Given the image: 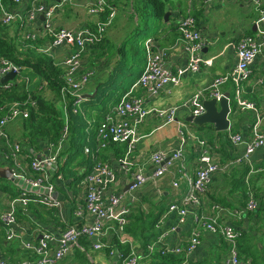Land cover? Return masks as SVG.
<instances>
[{
	"label": "crops",
	"instance_id": "1",
	"mask_svg": "<svg viewBox=\"0 0 264 264\" xmlns=\"http://www.w3.org/2000/svg\"><path fill=\"white\" fill-rule=\"evenodd\" d=\"M35 0H23L16 5L13 0H3L4 5L20 15H26ZM51 5L55 0H38ZM97 0H71L56 11L54 23L57 27L80 29L96 28L98 22L106 20L109 11L91 13L89 7ZM164 14L157 17L152 14L150 0H115L116 14L107 29L103 41L86 48L83 55L85 68L94 70V76L85 87L80 112L73 113L74 120L70 125L64 150L55 170L56 196L62 202L59 208H47L40 203L32 202L27 209L15 199L21 188L9 177L11 164L4 157L0 145V188L4 195L0 197V211L15 201L19 230L25 239H40L46 233L59 236L61 231L71 224H81L92 221L85 206V189L81 185L82 178L90 171L93 157L86 152V147L93 151L98 148L97 128L103 117L116 105L122 95L136 87L139 75L146 64L145 55L134 52L135 40L144 45L152 40L155 48L167 50L166 62L175 72L188 64V54L183 47L182 34L178 29L179 22L188 14L196 18L197 24L206 39L204 54L213 58V64L204 66L197 73L182 76L181 82L171 85L156 97H146L145 103L152 112L139 126V140L130 149L133 167L143 168L147 174L154 171L151 154L156 150L167 153L181 151L180 158L168 159L166 171L162 177L150 181L140 188L130 189L131 177L121 170L119 159L130 148L128 143L110 144L98 152L101 159L107 161L116 174V180L109 183L108 193L122 195L124 204L131 209V216L124 234L120 233L116 221H111L105 228V234L100 237L107 247L94 250L91 243L83 238L80 247H74L70 254L57 264H122L119 253L124 257L132 253L138 254V264H171L176 259H184L187 264H224L228 256L226 241L218 234L203 230L201 244L188 255L171 258L162 256L158 251L148 254L147 245L159 235H163L164 244L176 246L185 244L196 226L197 214L218 215L219 221L233 225L239 232L238 247L240 256L251 264H264V173L251 172L254 167L264 165V146L257 149L251 158L252 163L235 166L231 171L217 172L211 177L207 190L201 196V205L190 208L184 221H180L177 212H169V205L179 203L190 193L191 182L196 176L199 155L203 146L201 139L207 141L212 159L220 165H226L236 156L245 152V145H235L229 139V131L240 133L244 139L253 138L252 125L254 114L249 110H241L234 101L236 87L228 81L221 87L223 93H230L231 125L228 130L219 131L211 123L197 124L189 117L192 112L188 107H180L177 120L165 124V118H160L156 110L171 105L183 104L198 92H206L213 79L229 73L236 63V45L239 39L246 35L256 34L259 28H264V22H258L259 10L246 0H163ZM264 3V0H261ZM165 13H169L165 18ZM43 15L35 20L32 30L41 28ZM18 19L8 26V36L14 40L18 50L25 57L33 54H46L60 68V77L64 73L63 61L69 53L70 45L50 48V36H40L38 40H26L22 37ZM152 28L155 30L151 32ZM27 56V57H26ZM145 56V57H144ZM134 65L131 67V65ZM252 78L264 76V48L252 64ZM137 71L131 78L129 75ZM32 68L24 67V71L13 83L26 85L30 92L44 93L55 100L56 108L65 119V102L63 97L53 94L47 80L35 78ZM34 78V79H32ZM35 82V87L29 88ZM2 85L0 81V86ZM247 93L244 97L255 101L257 108L264 115V85L255 93L251 92L248 82L244 83ZM3 89L0 88V92ZM101 90L109 91L108 98L97 102L95 97ZM48 91V93H47ZM29 92V93H30ZM56 92V91H55ZM136 94H143L141 88ZM96 96L86 97V95ZM50 97V98H49ZM23 119L9 123L7 131L11 139L23 145V152H45L48 142L37 137L31 143L24 136ZM65 121V120H64ZM183 129V134L180 129ZM264 131V120H263ZM254 194L259 202V209L244 213L242 217L232 214L246 206L249 196ZM219 207L215 209V206ZM83 213L76 215L77 210ZM125 240V241H123ZM0 253L12 260H24L30 257L19 240L8 241L4 225L0 222Z\"/></svg>",
	"mask_w": 264,
	"mask_h": 264
},
{
	"label": "built area",
	"instance_id": "2",
	"mask_svg": "<svg viewBox=\"0 0 264 264\" xmlns=\"http://www.w3.org/2000/svg\"><path fill=\"white\" fill-rule=\"evenodd\" d=\"M22 1L13 0L16 5ZM114 1L97 0L89 7L91 13L109 11L106 20L98 22L96 28L68 29L57 27L54 23V16L57 10L70 3L71 0H55L51 5L35 0L24 16L15 10L8 9L3 0H0V22L10 26L19 19L21 21L20 27L23 30V39L36 41L40 36H50V48L61 45L71 46L63 61L64 73L61 76L63 85L60 94L64 101H67L69 96L73 98L74 102L71 108L74 113L80 112L81 104L85 99L83 91L95 73L93 69L84 67L83 55L88 46L97 45L103 40L116 14ZM246 1L259 10L258 22H264V3L261 0ZM39 15L44 16L41 28L32 30L30 27ZM178 29L182 34L183 47L188 54L187 66L174 72L166 62L167 50L155 48L152 40L146 41V64L135 89L131 88L124 93L120 101L100 121L96 135L97 150L93 151L88 147L85 149L93 157V165L82 178L81 185L85 189V209L87 214L93 217V220L81 224H71L63 229L58 237L46 233L40 239H25L23 232L19 230L15 201L21 203L25 209L32 202L40 203L47 208L61 207L62 202L56 196L54 174L69 133L68 103L65 102L64 120L66 125L61 137L56 141L49 142L45 152H29L27 155L23 152L24 148L21 142L11 139L7 126L13 121L29 117L31 108L37 107L36 99L29 93L26 100L14 101L8 104L5 109L2 108L5 112L0 118V145L3 148L4 157L11 164L10 177L21 179L26 187L17 184L21 188L19 196L7 208L1 209L0 222L4 225L6 239L8 241L19 240L21 247L30 253V257L24 260H12L0 253V264H57L67 257L74 247H80V241L83 238L91 243L94 250H102L107 245L101 242L100 237L105 234V228L111 221H116V230L124 234L132 211L124 204L122 195L107 192L109 183L116 180V174L110 164L101 159L98 152L101 148L113 143L129 144L130 148L119 159V162L124 174L131 177L130 189L140 188L150 181L159 179L164 175L167 164L169 165L167 160L182 156L181 151L174 153H167L163 150L153 151L151 162L154 164V171L147 174L143 168L133 167L134 164L129 154L132 146L139 140V126L152 112L145 103L146 97H156L169 86L179 84L183 75L197 73L204 66L213 64V58H208L204 54L206 39L197 24L196 18L188 14L179 22ZM263 48L264 28H259L256 34L241 37L236 45V63L229 73L215 77L206 92L194 94L183 104L171 105L155 111L157 116L165 118V124L177 120V113L182 106L190 108L194 116L202 115L206 111L204 101L210 99L220 101L224 96L221 87L228 81H232L236 87L234 101L238 108L252 111L254 114L253 138L251 140L244 139L240 133L229 131L231 142L235 145H245V152L236 156L226 165H220L212 159L205 139L199 141L203 149L199 155L196 176L191 182L190 193L181 202L172 203L168 208L169 212L178 213L181 222L184 221L190 208H197L201 205V196L207 190L214 173L231 171L233 167L244 163L251 164L253 153L264 146V115L259 112L255 101L244 97L247 93L245 82L251 86L252 93L264 85V76L253 79L251 69ZM12 70L17 72V76H20L23 67L8 58H0V81L4 75ZM14 80L2 83L3 86L0 88L10 87ZM139 88L142 89L143 94L137 95L135 91ZM180 133H184L182 128ZM251 172L264 173V165L254 167L251 164ZM33 188H37V190H33ZM2 195L4 193L0 188V197ZM218 207L216 205L215 209ZM259 207L258 200L254 194H251L246 206L241 210L233 211L232 214L236 217H242L244 213L256 211ZM82 213L83 211L80 209L76 211V215ZM194 221L196 226L185 244L167 246L164 244L163 235H159L154 241L148 243V254L158 251L163 256L188 255L201 244L202 231L207 230L220 235L226 241L228 256L224 260V264H251L249 260L240 256L238 247L240 232L233 225L220 222L219 216L215 214H197ZM118 256L122 260V264H138L140 260V256L135 253L126 257L119 253ZM171 264H187V262L180 259Z\"/></svg>",
	"mask_w": 264,
	"mask_h": 264
},
{
	"label": "trees",
	"instance_id": "3",
	"mask_svg": "<svg viewBox=\"0 0 264 264\" xmlns=\"http://www.w3.org/2000/svg\"><path fill=\"white\" fill-rule=\"evenodd\" d=\"M150 2L152 5V14L157 17H162L165 7L164 1L150 0ZM20 31H22L21 33L23 36L22 28ZM133 45L134 52L141 54L143 57L146 48L144 49L142 47L143 45L139 43V40H135V44ZM20 55L21 53L18 50L16 43L8 36V26L0 22V58L4 57L13 60L16 64L23 67V71L24 67L32 68L36 75L40 77V80H47L56 93H59L58 95H60L61 87L63 85L62 78L60 77L61 70L54 64L52 58H50L49 55L40 54L32 59H22ZM133 66L134 65L132 64L131 67ZM32 93L37 101V107L31 108L29 117L23 118L22 127L25 130V138L31 143H33L37 137L45 138L48 142L58 140L66 125L62 113L56 108L54 100L48 99L45 95L42 96V93H39V91H33ZM28 95L29 91L26 89V85L23 84L12 83L10 87L3 88L2 92H0V118L5 112L2 108L5 109L8 104L14 101H24L27 99ZM73 102V98L69 96L67 98V103L69 122L71 115V124L74 120V116L72 115L74 112L71 108ZM68 126L71 132L74 133L72 127L70 125ZM164 257L171 258L175 256Z\"/></svg>",
	"mask_w": 264,
	"mask_h": 264
},
{
	"label": "water",
	"instance_id": "4",
	"mask_svg": "<svg viewBox=\"0 0 264 264\" xmlns=\"http://www.w3.org/2000/svg\"><path fill=\"white\" fill-rule=\"evenodd\" d=\"M168 15L169 13H165V18H167ZM42 18L44 19V16H42ZM16 76H17V72L12 70L1 78V83H7L8 81H12L15 79ZM87 96L88 97L91 96L94 98L96 96V93H94L93 95H86V97ZM230 96H231L230 93H224V96L220 101H218L217 99L205 100L204 101V105L206 109L205 113L199 116L192 115L189 117V120L197 124L211 123L219 131L228 130L231 125V120L229 116L232 111L230 105L231 103ZM10 176L11 173L8 172L7 177L11 178L14 183L21 185L22 187H26V184H24L21 181V179ZM33 190H37V188H33Z\"/></svg>",
	"mask_w": 264,
	"mask_h": 264
},
{
	"label": "rangeland",
	"instance_id": "5",
	"mask_svg": "<svg viewBox=\"0 0 264 264\" xmlns=\"http://www.w3.org/2000/svg\"><path fill=\"white\" fill-rule=\"evenodd\" d=\"M69 29V28H68ZM155 29L154 28H152V30H151V32H153ZM103 41V40H102ZM101 41V42H102ZM100 42V43H101ZM21 57H25V55H22V53H21V55H20ZM33 57H35V56H37V54H33L32 55ZM27 57V56H26ZM32 57V58H33ZM137 71H134V72H132L130 75H129V78H131L135 73H136ZM32 74V76L35 78L37 75H36V73H31ZM140 76V75H139ZM34 78H32V79H34ZM39 79H40V77H38ZM35 82L34 83H32L31 84V86H30V83L28 84V86H29V88L31 87V89H33L34 87H35ZM48 89L49 90H51V91H53V94L54 93H56L55 92V90L52 88V87H48ZM34 91V90H33ZM30 92V91H29ZM109 91L107 90V91H104V90H101L100 92H99V94H98V96L97 97H95V100L99 103V102H103L105 99H107L108 98V93ZM47 93H48V91H47ZM30 94L33 96V93L32 92H30ZM57 94V93H56ZM59 94V93H58ZM57 94V95H58ZM42 96L44 95V93H42L41 94ZM50 98V97H49ZM55 101V100H54ZM60 110V109H59ZM61 111V110H60Z\"/></svg>",
	"mask_w": 264,
	"mask_h": 264
}]
</instances>
